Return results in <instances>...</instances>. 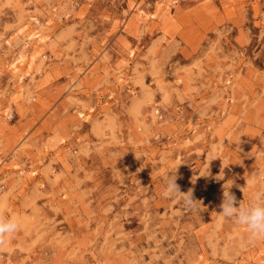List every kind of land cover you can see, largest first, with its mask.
<instances>
[{"label":"rangeland","instance_id":"1","mask_svg":"<svg viewBox=\"0 0 264 264\" xmlns=\"http://www.w3.org/2000/svg\"><path fill=\"white\" fill-rule=\"evenodd\" d=\"M224 188L264 197V0H0V264H264Z\"/></svg>","mask_w":264,"mask_h":264},{"label":"clouds","instance_id":"2","mask_svg":"<svg viewBox=\"0 0 264 264\" xmlns=\"http://www.w3.org/2000/svg\"><path fill=\"white\" fill-rule=\"evenodd\" d=\"M176 172L171 174L166 181L163 192L166 198H179L188 208H195L197 200L193 198L191 190L181 192L176 183ZM222 217L232 220L238 226L243 227L247 233L248 243L264 242V197H257L248 204L237 200L230 188L223 189L222 202L220 204ZM20 221L15 217H5L0 214V246H4L20 230Z\"/></svg>","mask_w":264,"mask_h":264},{"label":"bare ground","instance_id":"3","mask_svg":"<svg viewBox=\"0 0 264 264\" xmlns=\"http://www.w3.org/2000/svg\"><path fill=\"white\" fill-rule=\"evenodd\" d=\"M25 69V68H24Z\"/></svg>","mask_w":264,"mask_h":264}]
</instances>
